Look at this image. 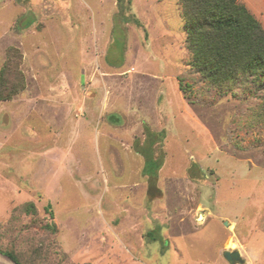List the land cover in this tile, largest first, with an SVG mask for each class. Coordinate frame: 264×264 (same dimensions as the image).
Returning <instances> with one entry per match:
<instances>
[{
  "label": "rangeland",
  "instance_id": "rangeland-1",
  "mask_svg": "<svg viewBox=\"0 0 264 264\" xmlns=\"http://www.w3.org/2000/svg\"><path fill=\"white\" fill-rule=\"evenodd\" d=\"M56 2L0 0V264H264L256 85L194 69L177 0Z\"/></svg>",
  "mask_w": 264,
  "mask_h": 264
},
{
  "label": "trees",
  "instance_id": "trees-1",
  "mask_svg": "<svg viewBox=\"0 0 264 264\" xmlns=\"http://www.w3.org/2000/svg\"><path fill=\"white\" fill-rule=\"evenodd\" d=\"M177 3L190 64L225 92L233 93L236 83L256 85L259 115L264 121V29L259 21L239 0ZM8 50L0 69V100L24 89V77L19 70L21 54L14 47ZM4 253L17 263L21 261L14 252Z\"/></svg>",
  "mask_w": 264,
  "mask_h": 264
},
{
  "label": "water",
  "instance_id": "water-1",
  "mask_svg": "<svg viewBox=\"0 0 264 264\" xmlns=\"http://www.w3.org/2000/svg\"><path fill=\"white\" fill-rule=\"evenodd\" d=\"M200 218V216H199ZM225 224L227 225V222H225ZM223 257L231 264H234L236 262V260L239 257V254L236 250H225L223 252Z\"/></svg>",
  "mask_w": 264,
  "mask_h": 264
},
{
  "label": "bare ground",
  "instance_id": "bare-ground-1",
  "mask_svg": "<svg viewBox=\"0 0 264 264\" xmlns=\"http://www.w3.org/2000/svg\"><path fill=\"white\" fill-rule=\"evenodd\" d=\"M173 3H174V2H173ZM93 157H94V156H93ZM202 218L204 219V217H203V216H201V218H200V219H202ZM200 221H201V220H200ZM235 245H236V244H235L234 242L230 243V246H231V247H233V248H235Z\"/></svg>",
  "mask_w": 264,
  "mask_h": 264
},
{
  "label": "crops",
  "instance_id": "crops-1",
  "mask_svg": "<svg viewBox=\"0 0 264 264\" xmlns=\"http://www.w3.org/2000/svg\"><path fill=\"white\" fill-rule=\"evenodd\" d=\"M24 1H27V0H24ZM49 2H55V3H58L56 1H59V0H48Z\"/></svg>",
  "mask_w": 264,
  "mask_h": 264
},
{
  "label": "flooded vegetation",
  "instance_id": "flooded-vegetation-1",
  "mask_svg": "<svg viewBox=\"0 0 264 264\" xmlns=\"http://www.w3.org/2000/svg\"><path fill=\"white\" fill-rule=\"evenodd\" d=\"M237 251V250H236ZM238 260H239V257H238Z\"/></svg>",
  "mask_w": 264,
  "mask_h": 264
}]
</instances>
